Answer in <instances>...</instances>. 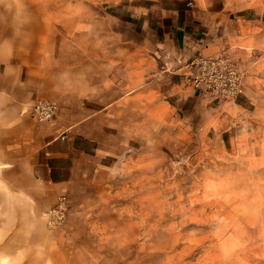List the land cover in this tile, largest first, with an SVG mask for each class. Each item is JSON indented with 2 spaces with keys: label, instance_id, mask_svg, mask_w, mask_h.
<instances>
[{
  "label": "rangeland",
  "instance_id": "1",
  "mask_svg": "<svg viewBox=\"0 0 264 264\" xmlns=\"http://www.w3.org/2000/svg\"><path fill=\"white\" fill-rule=\"evenodd\" d=\"M191 1L0 0V31H60L59 42L72 32L80 51L91 43L81 31L128 32L116 19L134 7ZM205 1L213 13L252 20L232 44L241 55L227 53L244 75L243 93L177 103L155 39L138 34L136 62L118 54L131 92H121L117 116L100 133L95 168L57 198L37 245H18L2 264H264V0ZM120 39L106 38V46ZM185 71L173 76L196 91Z\"/></svg>",
  "mask_w": 264,
  "mask_h": 264
},
{
  "label": "crops",
  "instance_id": "2",
  "mask_svg": "<svg viewBox=\"0 0 264 264\" xmlns=\"http://www.w3.org/2000/svg\"><path fill=\"white\" fill-rule=\"evenodd\" d=\"M134 12L116 19L128 32L81 31L91 43L81 45L80 51L71 45L78 35L72 32L59 42L60 31H0V259L13 260L7 252H15L18 245L34 248L45 215L73 177H85L95 168L100 133L109 126L106 121L117 116L121 92H131L132 80L119 77L126 61L118 54L136 62L138 34L155 39L153 52L169 66L163 67L161 77L172 83L175 101L185 105L204 94L186 87L174 72L186 70L184 66L200 54L226 52L236 60L241 51L232 44L253 27L246 16L211 12L205 0L176 7L151 4L134 7ZM121 37L122 44L106 46V38ZM60 43L70 50L60 53ZM42 100L56 106L54 118L46 123L32 115L33 106ZM207 101L221 102L213 97Z\"/></svg>",
  "mask_w": 264,
  "mask_h": 264
},
{
  "label": "built area",
  "instance_id": "3",
  "mask_svg": "<svg viewBox=\"0 0 264 264\" xmlns=\"http://www.w3.org/2000/svg\"><path fill=\"white\" fill-rule=\"evenodd\" d=\"M186 80L194 89L219 101H232L244 89V75L233 62L230 55H198L185 65ZM56 114L54 103L39 101L33 106L32 115L39 122H49Z\"/></svg>",
  "mask_w": 264,
  "mask_h": 264
},
{
  "label": "snow or ice",
  "instance_id": "4",
  "mask_svg": "<svg viewBox=\"0 0 264 264\" xmlns=\"http://www.w3.org/2000/svg\"><path fill=\"white\" fill-rule=\"evenodd\" d=\"M0 264H2V262H0Z\"/></svg>",
  "mask_w": 264,
  "mask_h": 264
}]
</instances>
